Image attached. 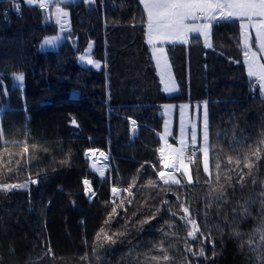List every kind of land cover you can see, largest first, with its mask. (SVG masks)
Wrapping results in <instances>:
<instances>
[{
	"label": "trees",
	"instance_id": "1",
	"mask_svg": "<svg viewBox=\"0 0 264 264\" xmlns=\"http://www.w3.org/2000/svg\"><path fill=\"white\" fill-rule=\"evenodd\" d=\"M18 5L16 14L0 17V73H7L0 85L4 133L0 144L3 140H22L27 131L48 151H38L37 158L29 160L25 168L20 148L0 147V182L25 183L29 177L39 180L24 189L0 192L2 264H154L151 250L160 234L153 225L163 223L169 213L162 211L157 220L143 226L144 231L133 229L115 245L93 252L96 232L110 211L103 202L111 199L113 186L127 187L140 169L139 191L132 189L136 193L133 207L162 199L175 205V186H148L150 179H158L151 164L158 163L157 149L162 145L157 133L162 134L164 127V104L207 101L210 143L223 145L224 156L235 158L261 139L264 98L258 88L251 90L255 81L250 82L243 63L239 22L214 27L212 49L199 37L168 48L180 91L170 97L159 80L146 25L140 24L142 5L138 0L61 4L69 13L70 28L58 49L46 52H40L38 46L46 36L56 35L59 26L46 22L48 8L29 6L24 0ZM81 55H90L101 67L79 61ZM13 73H23L22 88H13ZM73 118L78 127L71 124ZM131 120L136 121L135 133ZM234 138L240 142L234 143ZM69 149L68 163L61 164ZM89 149L109 156L106 178L101 179L91 169L84 155ZM202 160L201 154L191 163L194 184L187 186L185 195L191 198V210L198 213L196 219L205 235L211 233L217 251L213 254L210 243L190 241L183 222L173 218L179 234L170 237L175 241L169 249L175 258L173 264H264L258 259L264 256L259 234L253 237L251 247L248 244L250 234L264 223V205L259 197L264 190V166L245 177L256 183L227 188V193L235 194L227 201H214L205 215L207 188L195 183L197 165L200 180L206 179ZM260 165H264V154ZM210 170L215 173L211 154ZM84 179L94 187L92 201L84 193ZM242 206L247 207V213L240 211ZM201 243L208 259L184 251L188 246L198 251ZM132 249L135 251L130 252Z\"/></svg>",
	"mask_w": 264,
	"mask_h": 264
},
{
	"label": "snow or ice",
	"instance_id": "2",
	"mask_svg": "<svg viewBox=\"0 0 264 264\" xmlns=\"http://www.w3.org/2000/svg\"><path fill=\"white\" fill-rule=\"evenodd\" d=\"M24 2L31 6L37 5L40 9H47L51 0H24ZM62 0H57V4ZM88 3L94 0H86ZM138 4L142 5L140 14V24L146 25L147 43L152 46V58L156 61V67L160 71L161 82L165 83L164 90L166 92L176 91L175 83L170 74V65L166 58V53L163 47L165 43H187L190 33H198L203 36V43L206 48L212 49V36L213 28L227 22L239 21L240 38L243 41V63L247 66V74L252 84L251 90L256 91L258 86L259 94L264 98V0H138ZM17 10L19 5H14ZM69 13L62 8L57 7L55 11L56 23L64 29L67 22ZM255 30V50L251 43V36L249 29ZM59 37H46L41 47L48 45L53 46ZM92 44L87 46V51L90 53ZM78 60L99 69L101 64L91 58V56L81 55ZM239 63L240 61H233ZM7 73H0V85L3 83V76ZM167 77V82H165ZM14 81L13 88H22L24 75L23 73H13L11 76ZM4 90L3 94H6ZM171 108L172 106H165ZM187 105L181 106V114ZM200 105H197L199 113ZM71 124L78 127L77 121L73 118ZM132 131H136V121L131 120ZM202 143L198 146L197 138V125H191V131L185 133V125L183 119L181 120L180 136L178 139V146H174L168 142V137L172 135L169 131L167 123L165 124L164 133H157L160 140L164 144L157 149L159 152L158 163L151 164V168L155 173L157 180H149L148 186L163 188L176 187L177 191L172 194L176 198V203L173 205L168 199H162L156 204H143L134 205L136 193L132 191L137 187V180L139 179L140 169L137 170V175L132 177L127 187L118 188L113 186L111 188V199L103 202L107 211L103 220L102 226L96 232L93 242V252L104 248L106 245H115L117 241L125 235L131 234L132 230L144 231V225L151 224L152 221L157 220L158 215L164 211L169 213L167 219L163 223L157 221L156 227L159 232V242L153 245L152 252L155 253L151 256V261L154 264H173L174 257L169 254V249L173 246L175 241H170V237L178 236L174 228L173 218H178L183 222V227L186 230V237L190 241L206 242L212 245L213 254L217 251L215 242L212 240L211 233L205 235L201 230L200 222L197 221L196 216L198 213L192 211V200L185 195V190L188 185H193V176L190 174L189 165L185 160L189 161L197 158L198 153H202L203 173L206 179L200 180V168H196V181L195 183H202L206 186L207 191L204 193V209L207 215V209L212 207V203L227 201L230 195L235 193H227V188H235L236 186L243 187L246 183H256L254 179L246 180V176H251L254 169L261 166L260 161L262 154H264V132L260 133L261 139L256 141L255 144L248 145V150L240 152L235 155L224 156V146L217 143H210L209 139V113L208 102H203L202 125H201ZM3 128L0 125V139L3 138ZM190 141V143H189ZM234 138V143H239ZM5 150L8 147H18L21 149L19 155L25 158L23 167L27 168L28 161L37 158L38 151L47 152L48 148L40 141H36L31 137L30 133L25 132V138L22 140H3L0 144ZM231 147V145L229 146ZM187 154V155H186ZM210 154H211V167L215 169V173L210 170ZM10 156L12 154H9ZM86 158L95 156V150L89 149L84 152ZM104 156V153H100ZM71 157V149L65 154L64 159L60 161L61 164L68 163ZM107 159V157H105ZM20 164V161H16ZM147 163V162H146ZM223 165V166H222ZM91 169L99 174L101 179L105 178V172L95 165L90 166ZM144 166L141 165V169ZM244 169H247L245 173ZM9 172L13 169L8 168ZM37 176L39 173L36 174ZM30 184H38L39 180L29 177L25 183H6L0 182V192L7 193L17 189L27 188ZM84 193L91 201L96 193L91 187V182L88 179L83 180ZM143 187V185H141ZM260 202L264 205V190L259 192ZM219 206V204H217ZM132 208L131 212L129 209ZM232 211H237L233 209ZM240 211L247 213V207L242 206ZM138 217V218H137ZM118 218V219H117ZM116 228H113V224ZM166 225V227H165ZM218 227V226H217ZM259 234L261 245H264V223L258 225L255 232L250 234L248 244L251 245L255 242L253 237ZM234 235L239 236L240 233L235 232ZM10 251H14L10 249ZM132 249L130 252H134ZM185 252L191 253L193 257H202L208 259L205 254L203 243L198 251H193L190 246L185 247ZM86 258V257H85ZM184 260L188 257L184 256ZM264 261V256L259 257ZM2 264V260H0Z\"/></svg>",
	"mask_w": 264,
	"mask_h": 264
},
{
	"label": "rangeland",
	"instance_id": "3",
	"mask_svg": "<svg viewBox=\"0 0 264 264\" xmlns=\"http://www.w3.org/2000/svg\"><path fill=\"white\" fill-rule=\"evenodd\" d=\"M54 1H56V0H51L50 3H53ZM68 1H72V0H62L61 3H65V2H68ZM50 3H49L48 10H47V13H46V15H47L46 22L47 21L48 22H53V23H55L56 25L59 26V30L57 31V34L53 35V36L59 37V39L56 41V43L53 46L45 45V46L41 47L42 42H43V40L46 37H53V36H46L45 38H43V40L40 42V44L38 46V50L40 52H46V50H48V51L57 50L58 47L60 46V44H62L63 41L65 40L64 37L66 36V32L70 28V26H69V15H68L65 27H64L63 30H61V26L56 23L55 11H56L57 7H60V8H62V7L59 4H57L54 7H50L51 6ZM249 33H250V36H251V43L253 44V50H255V38H256L255 37V30L250 28L249 29ZM241 43H242V47H243L242 38H241ZM212 44L214 45V43H212ZM261 62L264 63V60H262ZM169 105L172 106V107L171 108H166L165 107V106H169ZM182 105H187L188 106L187 108L183 109V115L181 114V106ZM197 105L201 106L200 110H199V113L197 111ZM202 113H203V103L192 104L190 102H188V103L176 102V103L164 104V106L162 107V110H161V114L164 117V120H163V126L164 127H163L162 133H164L165 124L167 123L168 129L172 133V135L167 138L168 142L172 143L174 146H178V139H179V136H180L181 120L183 119L184 125H185L186 138H187V134L190 133V131H191V125L195 124V125H197L198 143L201 144L202 143V134H201ZM189 143H190V141H189ZM163 144H164V141H162V145ZM99 152L100 153H104L102 151H99ZM104 156L108 157L107 161L109 162V156L106 153H104ZM185 163H187L189 165V170H190V166H191L192 161H189V160L186 159ZM95 173H96V175H99L97 172H95ZM190 174H191V171H190ZM92 200H94V198Z\"/></svg>",
	"mask_w": 264,
	"mask_h": 264
},
{
	"label": "crops",
	"instance_id": "4",
	"mask_svg": "<svg viewBox=\"0 0 264 264\" xmlns=\"http://www.w3.org/2000/svg\"><path fill=\"white\" fill-rule=\"evenodd\" d=\"M80 1H84V2H86V0H80ZM68 2H79V0H72V1H68ZM68 2H65V3H59V5H61V4H66V3H68ZM51 4V6L50 7H54V6H56L57 5V0L56 1H54L53 3H50ZM27 5V4H26ZM31 6H33V5H31ZM62 7V6H61ZM63 9V8H62ZM64 10V9H63ZM64 11H66V10H64ZM67 12V11H66ZM196 37H199V38H201V39H203L202 37V35H200V34H198V33H190L189 34V37H188V42H190L191 40H192V38H196ZM148 39V38H147ZM187 42V43H188ZM202 42H203V40H202ZM187 43H183V44H181V43H179V42H177V43H165V44H163V45H158V47H163V49H164V52L166 53V58H167V61H168V63H169V65L171 66V63H170V58H169V56H168V48L169 47H171V46H173V45H185V44H187ZM149 45V44H148ZM150 46V45H149ZM153 50H152V46H151V52H152ZM155 61V60H154ZM155 66H156V61H155ZM157 68V67H156ZM158 70V69H157ZM170 74H171V77L173 78V80H174V83H175V87H176V91H172V92H166L165 90H164V88H165V83H162V88H163V91H165V93H166V95H168V96H170V97H174V96H176L180 91H179V87H178V83H177V80L175 79V77H174V73H173V68L172 67H170ZM158 75H159V80H161V76H160V71L158 70ZM165 82H167V77H165ZM200 145V144H199Z\"/></svg>",
	"mask_w": 264,
	"mask_h": 264
},
{
	"label": "bare ground",
	"instance_id": "5",
	"mask_svg": "<svg viewBox=\"0 0 264 264\" xmlns=\"http://www.w3.org/2000/svg\"><path fill=\"white\" fill-rule=\"evenodd\" d=\"M96 155L89 158L90 164L95 165L96 168L105 172V175L109 172L110 163L105 159V156H101L99 150H95ZM108 158V157H107ZM92 187V185H91ZM93 188V187H92ZM94 190V188H93Z\"/></svg>",
	"mask_w": 264,
	"mask_h": 264
},
{
	"label": "built area",
	"instance_id": "6",
	"mask_svg": "<svg viewBox=\"0 0 264 264\" xmlns=\"http://www.w3.org/2000/svg\"><path fill=\"white\" fill-rule=\"evenodd\" d=\"M21 0H0V17L8 18L10 14L15 13V4L20 3ZM200 153L197 154V156ZM187 155V154H186Z\"/></svg>",
	"mask_w": 264,
	"mask_h": 264
}]
</instances>
